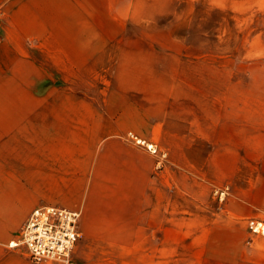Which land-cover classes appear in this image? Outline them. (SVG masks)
Returning a JSON list of instances; mask_svg holds the SVG:
<instances>
[{
  "label": "crops",
  "instance_id": "crops-1",
  "mask_svg": "<svg viewBox=\"0 0 264 264\" xmlns=\"http://www.w3.org/2000/svg\"><path fill=\"white\" fill-rule=\"evenodd\" d=\"M175 2L0 0V264H64L9 245L38 206L80 209L95 244L86 252L138 256L126 264L176 248L194 221L179 206L193 203L195 184L232 183L225 216L263 209L264 122L243 128L239 114L226 124L208 112L193 122V97L156 65L168 44L130 37L159 29ZM130 132L169 149L163 166ZM197 138L215 145L200 181L189 168Z\"/></svg>",
  "mask_w": 264,
  "mask_h": 264
},
{
  "label": "rangeland",
  "instance_id": "rangeland-1",
  "mask_svg": "<svg viewBox=\"0 0 264 264\" xmlns=\"http://www.w3.org/2000/svg\"><path fill=\"white\" fill-rule=\"evenodd\" d=\"M156 18L159 29L131 30L130 37L168 44L161 46L162 53L158 44L154 46L161 53L156 65L177 73L167 79L168 86L193 97L188 102L193 122L201 121L202 112L226 124L239 114L236 120L243 128L264 122V0H176ZM213 145L197 138L191 146L189 168L195 181L202 179ZM214 183L204 190L194 185L193 203L179 206V215L193 210L194 221L182 223L176 248L170 251L163 245L162 254H146V264H264V234L247 227L249 217L264 216V207L254 214L225 216V208L234 201L233 186ZM225 185L229 193L220 199L214 190ZM90 246L95 244L81 232L73 252L77 264H126V258L138 259L137 255L86 252Z\"/></svg>",
  "mask_w": 264,
  "mask_h": 264
},
{
  "label": "built area",
  "instance_id": "built-area-1",
  "mask_svg": "<svg viewBox=\"0 0 264 264\" xmlns=\"http://www.w3.org/2000/svg\"><path fill=\"white\" fill-rule=\"evenodd\" d=\"M130 135L158 155L157 166H163L168 157V151L165 148L155 141L138 138L133 132H130ZM214 192L220 199H224L229 193V185L218 187ZM81 216L80 209L57 205L35 207L19 230L17 237L11 240L9 245L23 248L36 262L54 260L64 264H77L73 258V252L81 235ZM247 227L252 233L264 234V216L249 217Z\"/></svg>",
  "mask_w": 264,
  "mask_h": 264
}]
</instances>
